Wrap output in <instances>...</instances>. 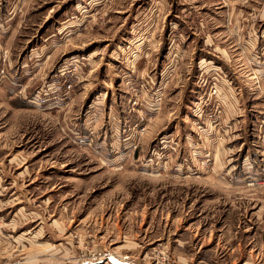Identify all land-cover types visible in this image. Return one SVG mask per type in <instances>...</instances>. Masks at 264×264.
<instances>
[{
	"label": "rangeland",
	"instance_id": "obj_1",
	"mask_svg": "<svg viewBox=\"0 0 264 264\" xmlns=\"http://www.w3.org/2000/svg\"><path fill=\"white\" fill-rule=\"evenodd\" d=\"M0 209V264H264V0H0Z\"/></svg>",
	"mask_w": 264,
	"mask_h": 264
},
{
	"label": "crops",
	"instance_id": "obj_2",
	"mask_svg": "<svg viewBox=\"0 0 264 264\" xmlns=\"http://www.w3.org/2000/svg\"><path fill=\"white\" fill-rule=\"evenodd\" d=\"M1 210H5V209H0V213H2ZM17 213L15 214V216L17 215ZM17 217H18V215H17ZM14 218H16V217H13L11 219L10 223L5 224V225H7V226L12 225L13 226L15 224L14 222H16V219H14ZM0 235H1V228H0ZM57 246H58V244L55 245L54 247H51L50 249H48L49 251H46L44 254H39V255H36L34 258H30L28 264H34L35 262H43L45 264H71L68 261H57V260L50 259L51 257H53L52 254H59L62 258L64 255H67V253H68L67 248H59ZM39 257H41V259L38 260L37 258H39ZM27 260L28 259H25L24 262ZM100 264H118V260L117 259H110V260L105 261V262L100 263ZM243 264H246V263H243Z\"/></svg>",
	"mask_w": 264,
	"mask_h": 264
},
{
	"label": "built area",
	"instance_id": "obj_3",
	"mask_svg": "<svg viewBox=\"0 0 264 264\" xmlns=\"http://www.w3.org/2000/svg\"><path fill=\"white\" fill-rule=\"evenodd\" d=\"M110 256H111V254H109ZM6 264H19V262H17V261H13V262H11V263H6Z\"/></svg>",
	"mask_w": 264,
	"mask_h": 264
},
{
	"label": "trees",
	"instance_id": "obj_4",
	"mask_svg": "<svg viewBox=\"0 0 264 264\" xmlns=\"http://www.w3.org/2000/svg\"><path fill=\"white\" fill-rule=\"evenodd\" d=\"M24 102V101H23Z\"/></svg>",
	"mask_w": 264,
	"mask_h": 264
}]
</instances>
